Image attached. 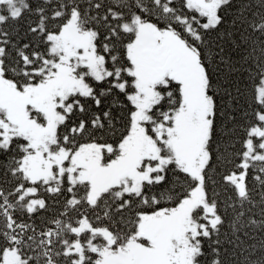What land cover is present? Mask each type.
<instances>
[{"label": "snow or ice", "instance_id": "6c2138e0", "mask_svg": "<svg viewBox=\"0 0 264 264\" xmlns=\"http://www.w3.org/2000/svg\"><path fill=\"white\" fill-rule=\"evenodd\" d=\"M0 264H264V0H0Z\"/></svg>", "mask_w": 264, "mask_h": 264}]
</instances>
